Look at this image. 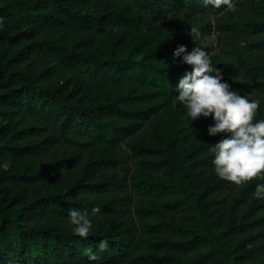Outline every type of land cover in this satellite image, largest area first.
I'll use <instances>...</instances> for the list:
<instances>
[{
    "label": "trees",
    "instance_id": "16d2710c",
    "mask_svg": "<svg viewBox=\"0 0 264 264\" xmlns=\"http://www.w3.org/2000/svg\"><path fill=\"white\" fill-rule=\"evenodd\" d=\"M253 1L0 0V264H97L83 250L105 238L100 264H264V181L214 173L210 144L226 134L189 120L175 86L191 66L172 56L205 47L264 119ZM93 207L84 239L68 212Z\"/></svg>",
    "mask_w": 264,
    "mask_h": 264
},
{
    "label": "clouds",
    "instance_id": "9594fccd",
    "mask_svg": "<svg viewBox=\"0 0 264 264\" xmlns=\"http://www.w3.org/2000/svg\"><path fill=\"white\" fill-rule=\"evenodd\" d=\"M215 8L222 5L230 11H236L235 0H205ZM3 18L0 17V26ZM194 41L200 37L199 28H189ZM171 37V34H170ZM184 64L190 65L178 80L175 89L176 99L186 108L190 121L199 117H211L213 123L207 126L210 136L222 135L215 143L210 144L213 153L212 166L214 173L221 179L241 185L254 178L264 181V119H257L261 108L259 98H251L250 94H241L231 84L223 79L220 68L213 63L205 47H193L190 51L186 45L179 44L172 52ZM253 195L264 199V182L256 183ZM100 213L99 207H93L91 212L72 208L68 212V221L72 232L87 239L93 231V216ZM83 250L91 262L100 264L103 252L109 247L108 239H101L96 245Z\"/></svg>",
    "mask_w": 264,
    "mask_h": 264
},
{
    "label": "rangeland",
    "instance_id": "374dc122",
    "mask_svg": "<svg viewBox=\"0 0 264 264\" xmlns=\"http://www.w3.org/2000/svg\"><path fill=\"white\" fill-rule=\"evenodd\" d=\"M253 4H254L255 7H257V9L261 10L262 13L264 12V0H254ZM143 128H145V129H147V131L152 132L153 134H155V133L159 132V130L161 128V125L159 124L158 120H156L155 116H150L148 118V120L145 122V125L143 126ZM50 154H51V157H53V158H56L59 155V153L58 154L54 153V149L53 148L50 150ZM52 181L53 180H51V182ZM52 186H56V184L54 182H52ZM138 203H139V199H138L137 196H133L132 199H130L128 201V204H130V206H131L130 212L132 214H130V215L134 216V214H135L134 213V209L137 207ZM113 264H122V263L116 261Z\"/></svg>",
    "mask_w": 264,
    "mask_h": 264
}]
</instances>
